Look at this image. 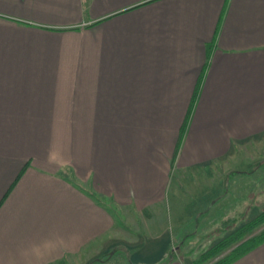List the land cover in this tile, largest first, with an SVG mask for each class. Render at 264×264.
<instances>
[{
	"label": "crops",
	"instance_id": "0c3cea01",
	"mask_svg": "<svg viewBox=\"0 0 264 264\" xmlns=\"http://www.w3.org/2000/svg\"><path fill=\"white\" fill-rule=\"evenodd\" d=\"M248 147L264 0H0V264H194L193 176Z\"/></svg>",
	"mask_w": 264,
	"mask_h": 264
},
{
	"label": "rangeland",
	"instance_id": "374dc122",
	"mask_svg": "<svg viewBox=\"0 0 264 264\" xmlns=\"http://www.w3.org/2000/svg\"><path fill=\"white\" fill-rule=\"evenodd\" d=\"M242 150L238 157L240 163H214L209 171L203 173V178L193 176L196 186L204 191L209 190L211 194L205 200V211L199 218L196 230L175 241L181 255L194 256L195 260L201 258L215 240L226 236L228 229L252 222L256 219L253 216H258L264 209V152L260 147ZM263 229L264 226L253 231L247 239ZM240 244L229 249L222 257Z\"/></svg>",
	"mask_w": 264,
	"mask_h": 264
},
{
	"label": "trees",
	"instance_id": "16d2710c",
	"mask_svg": "<svg viewBox=\"0 0 264 264\" xmlns=\"http://www.w3.org/2000/svg\"><path fill=\"white\" fill-rule=\"evenodd\" d=\"M264 226V209L261 210L260 214L255 220L248 224L236 226L231 230L226 231V237L224 236L219 242L213 245L210 250L205 254L194 260V264H233L253 249L257 248L264 243V229L256 236L247 239L253 231ZM247 239V240H246ZM237 246L227 255H222L229 249ZM216 260V261H215ZM94 264V263H93ZM95 264H132L128 253L121 249L112 251L105 257L98 259Z\"/></svg>",
	"mask_w": 264,
	"mask_h": 264
}]
</instances>
